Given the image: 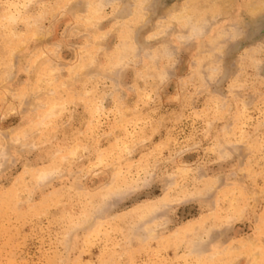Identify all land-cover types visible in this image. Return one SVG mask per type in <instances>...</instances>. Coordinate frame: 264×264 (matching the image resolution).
Segmentation results:
<instances>
[{"label": "rangeland", "instance_id": "rangeland-1", "mask_svg": "<svg viewBox=\"0 0 264 264\" xmlns=\"http://www.w3.org/2000/svg\"><path fill=\"white\" fill-rule=\"evenodd\" d=\"M0 264H264V0H0Z\"/></svg>", "mask_w": 264, "mask_h": 264}]
</instances>
